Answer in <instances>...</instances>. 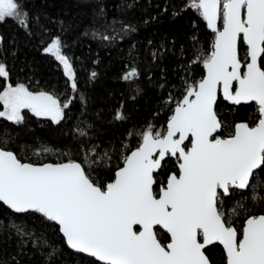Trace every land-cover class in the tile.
I'll return each mask as SVG.
<instances>
[{
	"label": "snow or ice",
	"instance_id": "obj_1",
	"mask_svg": "<svg viewBox=\"0 0 264 264\" xmlns=\"http://www.w3.org/2000/svg\"><path fill=\"white\" fill-rule=\"evenodd\" d=\"M187 6L215 34L211 54L198 53L192 61L202 63L206 74L187 85L164 133L151 127L142 133L139 147L123 158L113 181L101 186L81 163L37 166L0 149V202L58 225L70 248L99 264H210L203 249L216 243L226 264H264V215L248 218L241 232L223 210L224 197L252 187L254 170L264 171V0H190ZM6 18L29 27L19 0H0V23ZM61 48L57 37L44 51L63 65L75 92V73ZM136 75L131 69L124 79ZM0 81V118L14 124L23 123L24 110L59 123L71 104L22 83L13 86L3 63ZM221 96L233 105L255 102L258 122L237 123L222 136L224 121L216 107ZM115 118L124 117L117 113ZM166 157L176 159L179 171L161 186L157 175ZM100 159L110 157L105 152ZM161 229L169 237L166 244L158 238Z\"/></svg>",
	"mask_w": 264,
	"mask_h": 264
},
{
	"label": "trees",
	"instance_id": "obj_2",
	"mask_svg": "<svg viewBox=\"0 0 264 264\" xmlns=\"http://www.w3.org/2000/svg\"><path fill=\"white\" fill-rule=\"evenodd\" d=\"M19 3L28 13V29L11 18L0 23V63L9 72V82L48 92L62 104L71 100V104L59 123L27 110L21 124L0 118V148L13 152L23 163H81L96 183L106 185L123 166V158L139 147L144 131L150 127L153 132L166 131L187 85L204 78L202 63L192 61L198 53L211 54L215 34L187 6L190 0ZM57 37L75 73V92L60 63L44 51ZM239 49L243 55L246 47L240 44ZM131 69L137 75L125 80ZM216 107L224 121L220 131L224 137L235 124L254 126L260 118L255 103L231 105L221 97ZM117 113L124 118L116 119ZM105 152L110 157L106 161L100 159ZM98 159L100 163L89 165L88 161ZM166 160L157 175L161 186L179 171L175 158ZM254 174L252 187L236 189L234 195L223 198L226 218L241 232L248 218L264 215V171ZM254 195L259 198L253 199ZM158 238L163 244L169 239L162 230ZM205 252L211 264H226L219 244ZM0 264L99 262L73 252L59 226L40 214L16 213L0 202Z\"/></svg>",
	"mask_w": 264,
	"mask_h": 264
},
{
	"label": "water",
	"instance_id": "obj_3",
	"mask_svg": "<svg viewBox=\"0 0 264 264\" xmlns=\"http://www.w3.org/2000/svg\"><path fill=\"white\" fill-rule=\"evenodd\" d=\"M217 27H218V29H222V21H220V20H218L217 21ZM210 29V28H209ZM211 30V29H210ZM212 31V30H211ZM242 44V43H241ZM245 47H246V45H244ZM239 48H240V45H239ZM240 50V49H239ZM204 71H205V74H206V70L204 69ZM205 76V75H204ZM222 97V96H221ZM218 102V101H217ZM228 102V101H227ZM230 103V102H229ZM249 103H255V102H249ZM231 104V103H230ZM231 105H233V104H231ZM167 129V128H166ZM221 131V130H220ZM187 143V142H186ZM189 147H190V145H189ZM0 149H2V148H0ZM6 151H8V150H6ZM168 157H166V159H167ZM22 162V161H21ZM25 163H27V162H25ZM67 163V162H66ZM78 163V162H77ZM44 164H46V163H44ZM51 164H58V163H51ZM34 165H36V164H34ZM39 165H42V164H37V166H39ZM123 167V166H122ZM179 170V169H178ZM260 169H256V170H254V173L256 172V171H259ZM251 182H252V179L250 178V184H251ZM247 189H245V190H240V191H246ZM245 226V225H244ZM136 227H138V226H136ZM158 227V226H157ZM162 230V229H161ZM163 231V230H162ZM62 234V233H61ZM167 234V233H166ZM66 240V239H65ZM201 242H202V240H201ZM216 244H218V243H216ZM216 244H213V245H216ZM68 245V244H67ZM213 245H209V246H207L205 249H203V251L205 252L206 251V249L207 248H209V247H211V246H213ZM221 247H222V245H220ZM69 247V246H68ZM70 248V247H69ZM223 248V247H222ZM73 252H75V253H77V254H81V255H85V256H87V257H89V258H93V259H95L94 257H90V256H88L86 253H79V252H77V251H75L74 249H72V248H70ZM205 254H206V252H205ZM207 256V255H206ZM208 257V256H207ZM210 264H211V262H210Z\"/></svg>",
	"mask_w": 264,
	"mask_h": 264
},
{
	"label": "rangeland",
	"instance_id": "obj_4",
	"mask_svg": "<svg viewBox=\"0 0 264 264\" xmlns=\"http://www.w3.org/2000/svg\"><path fill=\"white\" fill-rule=\"evenodd\" d=\"M62 50V49H61ZM62 53H63V51H62ZM64 54V53H63ZM59 62V61H58ZM60 63V62H59ZM61 65V67H62V69H63V71H64V67H63V65L62 64H60ZM64 73H65V71H64ZM23 114V113H22Z\"/></svg>",
	"mask_w": 264,
	"mask_h": 264
}]
</instances>
